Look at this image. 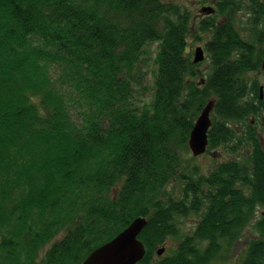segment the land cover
<instances>
[{"label": "trees", "instance_id": "obj_1", "mask_svg": "<svg viewBox=\"0 0 264 264\" xmlns=\"http://www.w3.org/2000/svg\"><path fill=\"white\" fill-rule=\"evenodd\" d=\"M202 1L215 6L195 20L172 0H0V264H83L140 216L138 264L229 258L264 205V0ZM191 36L207 37L205 77ZM211 100L208 149L248 145L250 156L186 175L182 152ZM199 211L181 235L178 218ZM258 225L237 264H264Z\"/></svg>", "mask_w": 264, "mask_h": 264}, {"label": "rangeland", "instance_id": "obj_2", "mask_svg": "<svg viewBox=\"0 0 264 264\" xmlns=\"http://www.w3.org/2000/svg\"><path fill=\"white\" fill-rule=\"evenodd\" d=\"M174 2L181 1L182 3H187L189 6V10L192 11L194 14V19L198 20V18H201L203 16V7L204 6H215V4L212 3H204L202 0H172ZM240 19H243L244 23H248V15H246L245 12L239 13ZM207 37L204 36L203 39L198 41V38L191 36L189 38V51L193 52V56L195 55V51L197 47L199 46H205ZM157 45L158 43H154L151 46L148 47L149 54H148V61L147 63L143 64L141 67V75L145 74L143 77H141V85L138 86V93L136 98L137 102H140L141 105H143L146 101H150L152 98V70L155 67L154 58L157 52ZM205 59L203 61V64L200 66V77H205L207 74V70L210 67V61L208 59V53L205 54ZM147 72V74L145 73ZM258 78L261 80V82H264V75L260 74L258 75ZM251 119H253V124H256L257 129L259 132H261V127L259 124L258 117L251 116ZM242 129V128H241ZM250 156V147L248 145H244L242 149L238 152H233L230 149H227L225 147H218L217 149H211L209 152H207L205 155L201 156H194L192 153V150L184 151L182 152V158H183V172L186 175H191L192 170H196L199 174H209L217 165L222 163L223 161H227L230 159L239 158L243 161H248ZM181 181L177 180L175 184H171L169 188V192L172 193L175 197H179L181 193ZM201 212H191L186 216H182L178 218V224L180 226V234H190L193 232L195 226L198 224L201 216ZM264 212V205L260 206L258 208L257 215L253 222L246 228L244 235L241 239L238 240L237 245L235 248L230 251L229 258L225 260V262L221 264H237L239 263V259H241L245 252L246 248L250 242L251 239L258 238L261 236V232L259 229V221L263 217ZM180 240V236L178 237H171L169 238L165 244L158 246V248H161L163 246L166 247L165 254H169L173 251V249L176 248L178 242ZM159 255L156 253L154 255V259H158Z\"/></svg>", "mask_w": 264, "mask_h": 264}, {"label": "water", "instance_id": "obj_3", "mask_svg": "<svg viewBox=\"0 0 264 264\" xmlns=\"http://www.w3.org/2000/svg\"><path fill=\"white\" fill-rule=\"evenodd\" d=\"M205 50L202 46L195 51V62L205 59ZM215 100L209 101L205 106L190 134L189 146L194 156L204 154L209 145V131L212 127V112ZM264 216V213H263ZM148 224L145 216L137 217L133 222L110 241L96 248L83 262V264H138L146 255L147 248L139 238L141 232ZM166 247L158 249V255H163Z\"/></svg>", "mask_w": 264, "mask_h": 264}, {"label": "flooded vegetation", "instance_id": "obj_4", "mask_svg": "<svg viewBox=\"0 0 264 264\" xmlns=\"http://www.w3.org/2000/svg\"><path fill=\"white\" fill-rule=\"evenodd\" d=\"M210 151V149H207V151L204 153V154H202V155H205L207 152H209ZM199 156H201V155H199ZM224 162V161H223ZM264 213V212H263ZM264 217V216H263Z\"/></svg>", "mask_w": 264, "mask_h": 264}]
</instances>
